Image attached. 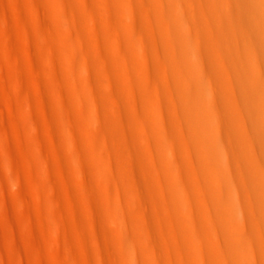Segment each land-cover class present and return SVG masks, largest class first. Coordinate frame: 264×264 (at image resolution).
Instances as JSON below:
<instances>
[{
	"label": "bare ground",
	"instance_id": "bare-ground-1",
	"mask_svg": "<svg viewBox=\"0 0 264 264\" xmlns=\"http://www.w3.org/2000/svg\"><path fill=\"white\" fill-rule=\"evenodd\" d=\"M1 54L0 261L264 264V0H0Z\"/></svg>",
	"mask_w": 264,
	"mask_h": 264
},
{
	"label": "rangeland",
	"instance_id": "rangeland-1",
	"mask_svg": "<svg viewBox=\"0 0 264 264\" xmlns=\"http://www.w3.org/2000/svg\"><path fill=\"white\" fill-rule=\"evenodd\" d=\"M5 8L7 9L8 12H10L11 16H14L16 14V10L15 7L13 6V4L11 3H7L5 5ZM20 43L23 44V40H20ZM21 65L19 68L17 67H12L15 69L17 76L19 78V76L21 75L24 78V85L25 88L27 90V92L30 95L31 101H32V105L36 106L37 105V88L35 86V82L38 80V82L41 84L40 87H42L43 85V78H45V76H42L41 78H37L35 77L34 73L31 71V69L27 66L26 63V57L24 54V51L21 52ZM11 65L8 64L6 58L3 56V54H1V79H0V84H1V98L3 101V96H5L7 99H10L11 101L14 102L15 98L12 94V92H10V88L7 87L6 82H5V77H4V71L5 70H12L11 67H9ZM3 72V73H2ZM15 75V77H17ZM6 101V99H5ZM1 123H3L2 125L4 127L3 130L1 128V133H0V138H1V146L8 140H14V131H13V124L11 121V116L9 114V112L7 110H5V116L3 118V120H1ZM64 156H66V154H63ZM60 156V158H59ZM58 158L57 156H52L55 157L53 159L56 160V162H54L55 160L52 159V157H50L49 161L52 160L51 162H49L50 166H52L51 168H53V172L55 171V174L57 175V173H60L61 175H63V177L65 176L64 171L62 170V163H60L62 156L59 155ZM57 159H59L57 161ZM61 164V165H60ZM58 166H60L58 168ZM9 169V168H8ZM8 169L7 167H5L2 163H1V189H0V197H1V201H4L6 199H9L13 196L14 194V185L9 181V179H7V175H8ZM61 175H57L59 178L61 177ZM56 176V177H57ZM62 178V177H61ZM65 179V178H64ZM65 207V206H64ZM19 211L17 209H14V218L16 221H18L19 223ZM16 213V214H15ZM79 215L80 217L83 216V213L81 214V211H79ZM3 222V218L1 217V223ZM7 233V234H6ZM18 236L20 238V240L22 241V243L25 245V237L28 234V230L26 229V227L23 224L19 223V230H18ZM1 240L4 242V246L6 245V249L7 251L9 250V243H10V234L9 232H7L5 229H1ZM49 241V242H48ZM46 245H45V251L46 252H52L54 251V249H57V247L54 245L53 240H48ZM6 243V244H5ZM21 244L22 247V251L24 252L26 250V247ZM5 249V251H6ZM6 251V252H7ZM31 257L29 258L27 256H25V258L22 260H20L19 258L10 256L9 254H5L1 257V264H37L36 263V256L35 253H31Z\"/></svg>",
	"mask_w": 264,
	"mask_h": 264
}]
</instances>
